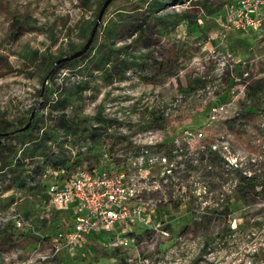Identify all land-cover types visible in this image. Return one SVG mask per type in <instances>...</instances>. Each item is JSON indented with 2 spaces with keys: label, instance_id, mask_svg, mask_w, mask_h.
<instances>
[{
  "label": "rangeland",
  "instance_id": "rangeland-1",
  "mask_svg": "<svg viewBox=\"0 0 264 264\" xmlns=\"http://www.w3.org/2000/svg\"><path fill=\"white\" fill-rule=\"evenodd\" d=\"M103 2L0 0V121L14 147L24 125H39L56 106L95 125L101 137L77 165L125 170L157 229L117 224L68 245L58 236L73 223L67 208L43 205L29 178L23 186L4 180L0 264H264V51L250 34L222 27L234 0H171L158 11L155 0H113L88 50L57 64L82 48ZM14 10L36 19L15 39ZM135 18L155 25L148 48L127 38L123 25ZM113 22L121 38L107 56L99 44ZM223 54L251 62L228 63L218 76ZM44 126L52 134L53 125ZM147 131L157 140L154 156L138 160ZM75 142L47 143L50 155L70 154Z\"/></svg>",
  "mask_w": 264,
  "mask_h": 264
},
{
  "label": "built area",
  "instance_id": "built-area-1",
  "mask_svg": "<svg viewBox=\"0 0 264 264\" xmlns=\"http://www.w3.org/2000/svg\"><path fill=\"white\" fill-rule=\"evenodd\" d=\"M222 27L227 31H252L256 45L264 51V0H234ZM238 56L221 55L214 69L216 75L221 76L228 63L251 62L247 57ZM247 75L248 72L245 71L243 76ZM65 112H68L67 109ZM147 133V139L139 145L142 152L135 157L138 160H142L144 156H154L149 148L156 144L157 140L153 139L152 132L147 131ZM89 142L88 138L78 141L80 145ZM78 149L85 151L86 146H80ZM76 150V148L72 149L71 153L75 154ZM160 157L164 161L167 160L163 154ZM33 183L44 185L43 193L46 199L41 201L43 205L48 201L53 207L63 208L72 202L76 203L73 226L65 234H58L59 238H64L68 245L81 241L88 233L106 231L117 224L139 222L149 229H157L150 225L143 204H137L138 190L123 169L97 170L94 167L89 169L77 166L73 169L53 170L49 167L34 174ZM14 221L17 227L23 228L24 220L21 216H16Z\"/></svg>",
  "mask_w": 264,
  "mask_h": 264
},
{
  "label": "trees",
  "instance_id": "trees-1",
  "mask_svg": "<svg viewBox=\"0 0 264 264\" xmlns=\"http://www.w3.org/2000/svg\"><path fill=\"white\" fill-rule=\"evenodd\" d=\"M163 1L155 0L154 4L156 5H154L152 8L158 11L162 9V6L168 4L171 0ZM9 14L11 18L9 23V36L13 39L17 38L23 30H30L32 26H35L36 19H33L30 15L22 14L16 10L10 11ZM183 17L189 19L191 15L183 14ZM189 22H192V20ZM123 26H125V29L128 30L127 38L133 36L136 38L138 37V39L142 41L146 48L151 45L152 37H150L148 34L155 33V25L153 23L146 22L142 19L136 20L135 18V20L130 22L128 21ZM120 31V25H118L116 22H113L112 26L104 32L103 39L100 41L99 45L106 48L107 56H110L118 51L115 49L114 45L116 44V41L121 38ZM120 41H122V47L120 48H122L125 52H129L132 47V44L130 43L131 41L127 42L126 37H122ZM154 61H156V59H154ZM127 62V59H120V65L123 64L124 67H126ZM119 69L120 67L118 66V70ZM120 70L122 72L126 71V69ZM53 85L56 86V88H59V85L56 82L53 83ZM59 102L61 104L62 101ZM46 124L53 125L52 134H50V131L44 128V125ZM7 128L8 123L5 121H0V171L3 173L0 176V182L9 180V185L16 183L19 186L26 184L25 178H29L30 181H33L34 174L44 169H48L49 167L53 170H57L60 168L73 169L74 167L79 166L77 165V156L85 151H81L78 149V147L85 145L86 150L89 151L90 147H88V144H90L92 141H97L101 137V133H98L96 126L92 124L85 125L84 122L80 123L79 121H74L73 118L68 116V112H65L64 108L59 109L58 106H56V108L52 111H46L44 115L40 117L39 125L38 123L33 124L24 132H22V142L20 147H14L13 145H10L11 143L8 142V138L11 136L6 135L5 133ZM13 132H16V129ZM25 132L27 133L24 134ZM56 138H59V140H56ZM85 138H88L90 142L88 144L82 143L83 145H80L81 143H78V141ZM61 141H76L74 144L75 147H70V154H66L61 150V156L53 158L50 155L53 151H49L50 147H48L47 143H56ZM74 148L77 150L75 151V154H72L71 150ZM29 188L37 189L41 195V200L43 197H45V194L43 193V184L34 183V185ZM261 188H264V183L261 185Z\"/></svg>",
  "mask_w": 264,
  "mask_h": 264
},
{
  "label": "water",
  "instance_id": "water-1",
  "mask_svg": "<svg viewBox=\"0 0 264 264\" xmlns=\"http://www.w3.org/2000/svg\"><path fill=\"white\" fill-rule=\"evenodd\" d=\"M113 1V0H104L99 12H98V15H97V20H96V23H95V26H94V29L91 33V35L89 36V38L85 41L84 45L82 46V48H80L79 50L77 51H74L73 53L67 55V56H64V57H61V58H58L56 60V63L59 64L61 62H66V61H70V60H73L75 58H78L80 57L81 55H83L87 50L88 48L90 47L91 43H92V40H93V36H94V31L97 27V25L99 24L100 22V19L102 18V15L104 14V11L106 9V7L109 5V3ZM30 125V123H27L26 125H24L22 127V130L28 128Z\"/></svg>",
  "mask_w": 264,
  "mask_h": 264
},
{
  "label": "crops",
  "instance_id": "crops-1",
  "mask_svg": "<svg viewBox=\"0 0 264 264\" xmlns=\"http://www.w3.org/2000/svg\"><path fill=\"white\" fill-rule=\"evenodd\" d=\"M234 32H241V31H234ZM241 33H242V35H244V36H248V35L250 34L251 37H254L252 31L241 32ZM240 56H241V57H247L246 54H241ZM75 205H76V203H75V202H72V203H70V204L66 207L67 210H68L67 212L70 213V215H71V217H72V220H73V217H74V207H75ZM72 226H73V223H72L71 227H72ZM71 227L68 228V230L71 229ZM92 233H95V232H92ZM88 234H90V233H88Z\"/></svg>",
  "mask_w": 264,
  "mask_h": 264
}]
</instances>
